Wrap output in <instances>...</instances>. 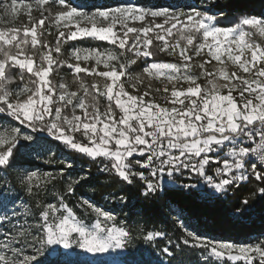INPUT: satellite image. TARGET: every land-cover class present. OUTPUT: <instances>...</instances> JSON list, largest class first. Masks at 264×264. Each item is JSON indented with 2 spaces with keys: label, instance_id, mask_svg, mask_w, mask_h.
I'll use <instances>...</instances> for the list:
<instances>
[{
  "label": "snow or ice",
  "instance_id": "snow-or-ice-1",
  "mask_svg": "<svg viewBox=\"0 0 264 264\" xmlns=\"http://www.w3.org/2000/svg\"><path fill=\"white\" fill-rule=\"evenodd\" d=\"M50 3L54 12L45 7ZM4 7L15 18L17 0ZM24 7L28 24L0 26V264H186L197 252L196 264H264V239L218 240L186 226L188 217L177 221L179 242L148 231V247L133 249L132 230L117 227L113 211L78 194L89 170L75 179L66 171L73 159H86L118 186L110 196L143 215L149 202L167 198L173 188L222 206L237 222L258 212L264 237V12L249 16L228 0H200L186 10L123 0L92 5V11L75 0H37L40 18L34 20L33 5ZM50 26L57 29L54 47L41 39ZM88 40L110 47L75 46ZM69 41L75 42L74 63L59 59L61 43ZM161 54L179 60L154 59ZM193 57L201 62L193 65ZM90 60L92 67H81ZM137 60L162 88L149 83L132 94L125 87L144 82L127 74ZM101 64L106 70H98ZM64 70L74 74L75 91L53 77ZM181 81L187 87H177ZM153 91L163 93L164 104ZM57 153L69 156L54 159ZM53 163L55 174L41 171ZM13 173L16 181L3 179ZM17 181L31 206L17 205ZM158 238L163 247L153 245Z\"/></svg>",
  "mask_w": 264,
  "mask_h": 264
},
{
  "label": "trees",
  "instance_id": "trees-1",
  "mask_svg": "<svg viewBox=\"0 0 264 264\" xmlns=\"http://www.w3.org/2000/svg\"><path fill=\"white\" fill-rule=\"evenodd\" d=\"M106 1V0H102ZM117 2V0H112ZM9 5L11 4V0H7ZM20 0H17V14L15 18L12 15V21L10 23L15 26H19L20 24H28L27 17V9L23 8L21 4H19ZM183 4L186 3L185 0H181ZM197 5L200 4V0H195ZM228 2L242 7L244 12L249 16H260L262 12H264V0H228ZM50 8V6H47ZM54 11V10H53ZM32 17L34 20L40 18V13L37 11H32ZM159 22V21H157ZM47 26V24H45ZM4 26V25H0ZM133 26H139V23L133 24ZM55 33H48L45 31L44 36L41 38L42 42H47V45L50 47L55 46ZM253 39H259L258 37H253ZM75 42H67L61 43L62 52L59 56V59L67 60L69 63H74L75 59L72 56V45ZM78 48H99L103 50L104 48L110 47L107 42H97V41H85L83 43H78L75 45ZM43 51V49H40ZM55 55V53H54ZM207 58V57H205ZM160 61L176 63L179 58L176 56H167L165 54H161L158 58ZM37 62H39V56L37 55ZM201 62L200 57H193V65H196ZM94 65V61H82L81 67H92ZM216 65V62L213 61L211 65H206L209 71H212ZM145 65L141 64L139 60H137L136 65H131L127 70V74L133 77L137 75H142L144 82L142 84L138 83L136 89H131L130 84L126 81V77H121L122 80H125V87L132 92V94H137L143 92L148 84H151L152 89L162 88V84L160 80L152 79L149 80L146 74H143V68ZM98 70H106L104 66L101 64L98 66ZM229 70H235L233 66H229ZM193 71L199 72L198 68H193ZM81 78L85 79L86 83L91 82V77H87L85 73L80 74ZM53 77L56 81L69 83L71 90L75 91L78 85L72 83L74 79V74L68 70H64L57 73H53ZM18 79V76L15 77ZM28 77L25 76V82H27ZM101 79L102 78H97ZM135 82V81H132ZM201 85L205 84L204 78H201L199 81ZM177 87H187V84L184 81H181L177 84ZM153 97L156 99V102L164 104L163 93H156L153 91ZM235 95V93H234ZM106 107V101L100 102L101 111ZM114 111L117 112V118L119 116L118 109ZM79 113V111L77 112ZM60 153H57V156L54 159H61L58 157ZM67 156L69 154L67 153ZM71 156H75L74 153ZM58 157V158H57ZM73 169L66 170L70 175L75 179L78 175L82 174L81 169L89 170V180L88 182H82V186L77 188V192L79 195H83L85 198H91L92 202L97 204V206H101L104 204L103 208L106 211H113L114 215L117 217V226L119 227H127L133 232V239L129 242V247L135 249L137 247L147 248L148 242L144 240V236L148 231H164L168 238L172 239L174 243L179 242V237L182 236V230L179 229V224L177 223V219L175 218V211L178 212L180 219H184L188 217L189 220L186 221V226L190 222L192 225H195L196 228H199V231L206 232L209 236L214 237L218 240L231 241L233 243H256L259 239H264L261 234L262 226L261 221L258 218L259 213L256 212L252 215L251 219H244L242 221L237 222L235 219L226 214L222 206L212 205L210 203H206L197 199L195 196L188 197L184 195L181 191L173 188L167 198L161 199L158 202H149V211L147 215L139 214V209L134 207H123L120 202L116 200L114 197L110 196L109 193L116 192L118 190V186L112 182L110 176L104 173H100L95 165H91L86 159H73ZM62 166V165H61ZM215 167H222V164H214ZM42 170H47L55 174L59 170V166L55 163L49 164L45 166ZM147 174V173H146ZM9 182L16 181V174L13 173L8 176ZM178 183H194L195 181H189L187 177L180 178L177 177ZM17 188H19L18 181ZM23 196L26 198L29 206L32 205L33 201L28 199L27 194L22 190ZM43 195V194H41ZM109 195L111 197L112 203L106 201V196ZM245 196L250 195V193H245ZM252 202V201H250ZM135 203V201H134ZM69 206H72L71 203ZM259 205H257V208ZM137 226L141 229H144V232L137 231ZM196 228H192L190 230L196 231ZM199 234V232H197ZM153 245H159L160 247L164 246V242L161 239H157L152 242ZM199 253L196 254L189 253V256L186 258V264H196ZM202 264V261H201Z\"/></svg>",
  "mask_w": 264,
  "mask_h": 264
},
{
  "label": "rangeland",
  "instance_id": "rangeland-1",
  "mask_svg": "<svg viewBox=\"0 0 264 264\" xmlns=\"http://www.w3.org/2000/svg\"><path fill=\"white\" fill-rule=\"evenodd\" d=\"M185 1H186V3L183 4L181 2V0H148V2L151 3V4H155V5H159V6L176 5V6L180 7L181 9H185V10H186V8H185L186 5H191V6H194V7H198L199 6L195 2V0H185ZM121 2H123V0H117V2H114L112 0H106V1H102V0H75V4L82 6L85 11H92L93 10L92 9V5H96V6H101V5L112 6V5H115L117 3H121ZM141 2H144V0H141ZM28 3H31L33 5V10L34 11L39 12L37 10V7H36L37 0H20V2H19V4H21V6L23 8H25L24 5L28 4ZM5 4L9 5L7 0H0V25H5V22L10 23L12 21L11 10H10V8L6 9L4 7ZM47 6H50V8L52 10H54V11H55V9L57 7L56 5H53L51 3L45 5V7H47ZM45 15H48V13H45ZM257 17H259V16H257ZM136 23H139V22H136ZM45 24H47V26H49V21L46 20ZM72 27H73V30H75V26L73 25ZM117 28H119V26H117ZM61 30H63V29H61ZM47 32L48 33L57 34V29H56L55 26H50L49 31H47ZM77 114H79V113H77ZM4 130H5V127L2 126V122H0V131H4ZM58 157L61 158V159H66L68 156H67V153H64V154H59ZM41 171L50 172V171L42 170V169H41ZM0 176H3V174L0 173ZM3 179L9 181L8 176L3 177ZM2 182L3 181L0 180V183H2ZM19 195H20V200L17 201V205H21L22 203H27L26 198L23 196L22 189H19ZM20 210L22 211V208ZM117 227H119V226H117Z\"/></svg>",
  "mask_w": 264,
  "mask_h": 264
},
{
  "label": "built area",
  "instance_id": "built-area-1",
  "mask_svg": "<svg viewBox=\"0 0 264 264\" xmlns=\"http://www.w3.org/2000/svg\"><path fill=\"white\" fill-rule=\"evenodd\" d=\"M112 200H113V199H111V197H110L109 195H107L106 198H105V202L108 201V202L112 203ZM101 206L103 207L104 204H101ZM175 213H176L175 218H176L177 220L180 219V217H179V215H178V212L175 211Z\"/></svg>",
  "mask_w": 264,
  "mask_h": 264
}]
</instances>
